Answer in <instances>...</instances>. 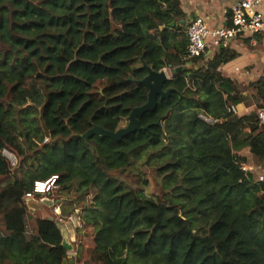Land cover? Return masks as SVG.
Returning a JSON list of instances; mask_svg holds the SVG:
<instances>
[{
  "label": "trees",
  "instance_id": "16d2710c",
  "mask_svg": "<svg viewBox=\"0 0 264 264\" xmlns=\"http://www.w3.org/2000/svg\"><path fill=\"white\" fill-rule=\"evenodd\" d=\"M184 15L175 0H0V176L13 170L5 148L20 164L36 158L0 187V264L68 256L57 224L30 218L24 200L53 177L92 196L72 216L84 211L79 264H264V180L242 169L245 150L264 161V126L258 112L229 109L238 99L220 70L226 47L187 58V40L181 56L169 52L162 26ZM144 63L186 69L172 73L164 89L175 90L141 129L83 138L96 124L117 131L147 102ZM144 169L160 193L146 192Z\"/></svg>",
  "mask_w": 264,
  "mask_h": 264
},
{
  "label": "crops",
  "instance_id": "0c3cea01",
  "mask_svg": "<svg viewBox=\"0 0 264 264\" xmlns=\"http://www.w3.org/2000/svg\"><path fill=\"white\" fill-rule=\"evenodd\" d=\"M237 0H175V3L185 13L184 17L177 18L169 25H163L162 28L168 27L165 34L167 37L172 36V44L169 52L175 56H181L179 51L180 42L187 41L186 27L191 20L197 16L204 18L209 26L226 25L231 21V6ZM264 7V2H263ZM181 20H185L182 22ZM177 26V28H176ZM173 35H175L173 37ZM220 48L214 44L213 39H208L207 57H213ZM230 59L223 63L220 67L222 74L235 82L234 93L238 101L232 103L236 108L238 115H251L257 113L260 109H264V32L256 31L253 33H244L232 38L229 45L226 47ZM175 68L167 66L169 76L172 75L171 69ZM249 157V163H246L248 168H252L256 173L260 174L264 171V161H257L248 151H244ZM61 210L62 204H56L52 210L64 220H72L75 225L77 249L75 252H68L66 258H73L74 264H79L76 261V254L80 243L84 236V225L82 211L78 218H72L76 207L70 211H65V206H62L63 212L58 213V207ZM34 216V214H33ZM38 219V214H36ZM69 264V263H67Z\"/></svg>",
  "mask_w": 264,
  "mask_h": 264
},
{
  "label": "built area",
  "instance_id": "2783aa9c",
  "mask_svg": "<svg viewBox=\"0 0 264 264\" xmlns=\"http://www.w3.org/2000/svg\"><path fill=\"white\" fill-rule=\"evenodd\" d=\"M263 2L264 0H237L231 6V21L226 25L209 26L201 16L191 20L186 27L188 40L186 57L193 58L202 55L207 57L208 39H213L216 46L227 47L232 38L237 35L256 31L264 32ZM229 109L236 113L235 106L231 105ZM200 117L208 123H217L221 120L204 112L200 113ZM258 117L260 123L264 126V109L258 111ZM242 169L247 170V165L243 164ZM258 179L260 181L264 180V172L258 175ZM55 184V177L38 182L35 192L36 194L45 193V188L48 190L49 187H54Z\"/></svg>",
  "mask_w": 264,
  "mask_h": 264
},
{
  "label": "water",
  "instance_id": "95a60500",
  "mask_svg": "<svg viewBox=\"0 0 264 264\" xmlns=\"http://www.w3.org/2000/svg\"><path fill=\"white\" fill-rule=\"evenodd\" d=\"M181 21L184 22L185 20ZM175 23L176 22H172L171 24L175 25ZM220 48L224 47L220 46ZM144 67L147 69L148 73L144 78L137 80V82L140 84H144L148 88L149 92L147 102L132 109L128 117V124L126 126L119 128L117 131H112L96 124L82 135L83 138L86 139L94 134H100L114 138L116 140H120L123 136L142 128L140 118L146 112L153 111L157 107L159 96H161V98H167L169 97L171 92L175 90L174 88L164 89L165 83L170 79V76L165 68L157 71L151 68V66H149L147 63H144ZM182 68L186 69V67L178 66L177 68H172L171 71H178ZM39 205L40 204L39 202H37V200L31 198L29 202V206L31 207L30 209L38 208L40 218L53 220L61 231L63 237L62 245L67 249L68 252H75L77 249V245L75 243L76 232L73 221H66L60 218L59 216H57V214H55V212H50L48 207L40 209ZM66 261L67 260H64L63 264H65ZM68 261L69 264H74L73 258L69 257Z\"/></svg>",
  "mask_w": 264,
  "mask_h": 264
},
{
  "label": "rangeland",
  "instance_id": "374dc122",
  "mask_svg": "<svg viewBox=\"0 0 264 264\" xmlns=\"http://www.w3.org/2000/svg\"><path fill=\"white\" fill-rule=\"evenodd\" d=\"M171 77V76H170ZM128 124V118H125L122 120L121 126L124 127ZM48 141V137H46V140ZM5 155L10 159L13 170L4 176H0V187H5L11 182H14L15 180L22 179L26 172L32 168V164H34L35 157L24 159L20 164V159L16 155V153L8 148H5L4 150ZM12 156V157H11ZM36 163V161H35ZM145 176L149 178L150 183L145 187L146 192L150 195L158 194L160 193V188L158 186L157 181L154 177V172L152 169H144ZM120 176L123 177V174H120ZM144 177V178H146ZM139 175L138 173H135L134 175H131V177L127 178L128 181H138ZM37 186V185H36ZM45 193L37 194L36 197H31L30 195H24V200L27 204V212L29 217L36 219V214H38V218H40V214L38 211V208L30 209L29 202L31 198L37 200L39 202V207L44 208L48 207L50 212H54L52 210L53 206L56 204H62V206H65V211L68 212L71 209H74V207H78L81 210H83V207L89 203V200L91 199V195L84 196L81 192H77L76 188L74 186L65 189L62 188V186L55 184L54 187H49L48 190L46 188L44 189ZM34 214V216H33ZM85 230V228H84ZM88 230V229H87ZM85 235V231H84ZM81 244V243H80Z\"/></svg>",
  "mask_w": 264,
  "mask_h": 264
},
{
  "label": "bare ground",
  "instance_id": "6f19581e",
  "mask_svg": "<svg viewBox=\"0 0 264 264\" xmlns=\"http://www.w3.org/2000/svg\"><path fill=\"white\" fill-rule=\"evenodd\" d=\"M57 207H58V206H57ZM57 211H58V213H59V214H61V210H60V208H59V207H58V210H57ZM65 260H67L65 264L69 263V261H68V260H69V258H66ZM63 262H64V261H63Z\"/></svg>",
  "mask_w": 264,
  "mask_h": 264
}]
</instances>
